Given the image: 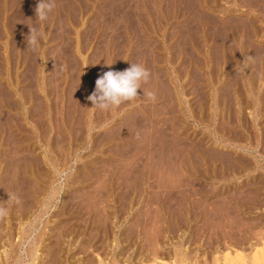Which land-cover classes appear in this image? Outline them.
<instances>
[{"label":"rangeland","instance_id":"obj_1","mask_svg":"<svg viewBox=\"0 0 264 264\" xmlns=\"http://www.w3.org/2000/svg\"><path fill=\"white\" fill-rule=\"evenodd\" d=\"M37 2L0 0V264H264V0ZM130 63L155 100L91 110Z\"/></svg>","mask_w":264,"mask_h":264},{"label":"clouds","instance_id":"obj_2","mask_svg":"<svg viewBox=\"0 0 264 264\" xmlns=\"http://www.w3.org/2000/svg\"><path fill=\"white\" fill-rule=\"evenodd\" d=\"M55 7L56 0H38L34 9L36 21L46 22ZM42 36L43 33L39 28L35 26L29 27V34L25 39L28 47H31L34 52L42 47ZM251 58L249 57V59ZM113 64H105V66L111 68ZM149 77L150 72L143 65L137 63H130V67L123 71L109 70L103 73L96 80L95 90L87 97V100L92 104V108L90 109L102 111L118 109L123 103L132 101L138 97V90L142 89V83H146ZM143 94V97L146 96L151 100H155L154 92H145L143 90ZM12 199L13 197L9 196L8 201ZM16 202H19L18 198ZM6 214L7 209L0 208V217Z\"/></svg>","mask_w":264,"mask_h":264},{"label":"bare ground","instance_id":"obj_3","mask_svg":"<svg viewBox=\"0 0 264 264\" xmlns=\"http://www.w3.org/2000/svg\"><path fill=\"white\" fill-rule=\"evenodd\" d=\"M1 75V74H0ZM7 92V91H6ZM2 109H4V107H3V102H2V89H1V87H0V113H1V111H2ZM1 116V115H0ZM4 133H5V125L3 124V122L1 121L0 122V171L2 170V159L3 158H1V155H2V150H3V139H4ZM9 133V132H8ZM6 147V146H5ZM17 148V147H16ZM5 150V149H4ZM6 159V158H5ZM1 182V181H0ZM262 245V244H261ZM264 246V245H263ZM255 247V246H254ZM263 248V247H262ZM258 250V249H257ZM263 251V250H262ZM237 252V251H236ZM232 253H233V251H232ZM259 254H260V251L258 252ZM262 254V253H261ZM260 254V255H261ZM229 255V254H228ZM257 255V253L255 254V256ZM263 255H264V251H263ZM227 256V255H226ZM225 256V257H226ZM229 256H232V255H229ZM226 257V260L224 259V264H235V261L237 262V264L238 263H240V264H243L244 263V260L243 259H239L240 258V256L238 255L237 256V254H236V256L235 255H233V256H235V257H237V258H235V257H233V258H231V257ZM258 256V255H257ZM242 257V256H241ZM264 258V257H263ZM243 262H241V261ZM250 260V259H249ZM239 261V262H238ZM222 262V261H221Z\"/></svg>","mask_w":264,"mask_h":264},{"label":"built area","instance_id":"obj_4","mask_svg":"<svg viewBox=\"0 0 264 264\" xmlns=\"http://www.w3.org/2000/svg\"><path fill=\"white\" fill-rule=\"evenodd\" d=\"M22 264H40V262H38V260H28V258H26L22 261Z\"/></svg>","mask_w":264,"mask_h":264}]
</instances>
